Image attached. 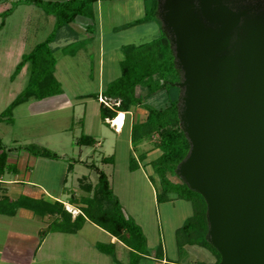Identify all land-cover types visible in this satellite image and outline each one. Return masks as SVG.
Returning <instances> with one entry per match:
<instances>
[{
	"label": "rangeland",
	"instance_id": "374dc122",
	"mask_svg": "<svg viewBox=\"0 0 264 264\" xmlns=\"http://www.w3.org/2000/svg\"><path fill=\"white\" fill-rule=\"evenodd\" d=\"M151 1L149 0L150 5ZM11 7L12 10L0 14V114L27 83L28 63L13 80L10 77L16 64L21 60V55L28 53L35 44L52 33H55L57 38L51 47L59 46L53 52L56 60L54 76L63 89V93L57 97L51 96L43 100L29 97L23 103L12 107L10 112L6 113V119L0 121L2 143L13 163L17 164L16 167L18 166L22 172L32 166L30 169L32 179L41 182L48 193L66 199L67 194L69 196L84 194L79 188V177L84 176L85 181L92 184L97 182V172L94 167L89 166L95 164L107 174L112 190L124 211L133 219H137V223L148 238L146 243L148 251L138 258L137 264H152L153 262L145 255L155 257L158 248H162L164 259L168 263L214 262L216 255L211 250L196 245L178 246L176 243V229L182 225L183 218L190 215L191 210L188 214L186 212L192 209L190 207L192 204L177 197L174 192L168 193V200L157 201L156 195L160 189L158 177L152 164L149 163L150 166L145 170L142 167L145 163L142 158L145 155L146 158L153 160L160 154V150L154 146L156 136L132 139V124L128 127L130 121L143 119L146 110L141 106L132 108L130 113L126 114L125 127L116 134L114 128L102 122L99 116V103L95 97H84L82 102H79L81 98L77 99V95L80 94L98 93L100 60L102 70L100 80L106 82L109 76L121 74L122 45L150 42L164 34L157 20L134 23L136 19L144 16L145 1L97 0L88 4L85 12L79 15L88 21V28L86 26L85 30L74 29L76 34L72 36L70 29L73 22L69 23L70 29L62 27L55 30V16L47 13L44 6L26 4L23 0H0V12ZM75 19L76 17L74 21ZM103 89L104 87L101 91ZM136 92H139V88ZM67 98L70 103H67ZM57 100H62L61 106H53L59 104ZM146 102L153 107L163 108L167 105L168 99L158 92ZM81 134L100 138L101 145L97 147L77 145L75 139ZM30 144L46 147L56 152L59 157L50 159L33 156L24 148ZM151 151L153 152L148 154ZM103 156H112V161L103 163L101 161ZM131 161L145 171L147 176L144 177L139 170L132 172L129 169ZM169 178L171 181L180 180L177 175L169 174ZM65 208L71 215L76 212L71 207ZM38 223L39 221H34L27 224L0 215V251L9 229L31 231ZM87 228L91 229L90 225H87ZM86 229H83L82 234L89 243L91 231ZM103 236L95 235V241L108 242L107 237ZM59 238L58 243L50 239L46 242L47 246H51L49 248L52 254L63 246L62 253L53 255L50 264H75L73 258H70L72 252L67 249L76 247L81 240L67 234ZM151 246L153 248L150 251ZM117 251L119 261L127 264L128 252L122 247H118ZM88 253L92 264H114L110 259L106 262L108 257L95 246L92 254L89 249ZM39 259L37 257V261L31 264H44L39 262ZM0 264L10 263L0 258Z\"/></svg>",
	"mask_w": 264,
	"mask_h": 264
},
{
	"label": "water",
	"instance_id": "95a60500",
	"mask_svg": "<svg viewBox=\"0 0 264 264\" xmlns=\"http://www.w3.org/2000/svg\"><path fill=\"white\" fill-rule=\"evenodd\" d=\"M189 143L175 174L206 204L218 264H264V0H156Z\"/></svg>",
	"mask_w": 264,
	"mask_h": 264
},
{
	"label": "trees",
	"instance_id": "16d2710c",
	"mask_svg": "<svg viewBox=\"0 0 264 264\" xmlns=\"http://www.w3.org/2000/svg\"><path fill=\"white\" fill-rule=\"evenodd\" d=\"M23 1L26 4L44 6L47 13L55 16V30H58L62 27L70 29L69 23L73 22L76 16L83 14L88 4L97 0ZM144 1V16L136 19L134 23L155 20L159 22L155 17L156 0L151 1L152 6L149 4V0ZM10 10L12 7L1 14ZM2 24L3 22H1ZM70 31L75 34L72 29ZM56 38L57 35L52 33L43 41L35 44L28 53L22 55L11 78H14L28 63L27 83L16 98L2 111L0 121L6 119L5 115L10 112L12 107L23 103L29 97L43 99L62 92L61 84L54 76L56 60L51 44ZM120 49L122 53L121 74L108 82L100 93H90L86 96L95 97L97 100L99 96H102L106 99L108 105L99 103V113L103 121L107 118L113 119L118 112H128L137 106L146 110L143 119L132 123L131 137L134 139L143 136H156L154 146L160 150V154L149 163L152 164L154 173L160 182V189L156 195L157 201L168 200V193L174 192L177 197L188 200L192 204V214L176 229V243L178 246L196 245L207 248L216 255V260L212 263L197 262L196 264H218L220 255L205 238L207 222L206 204L203 197L197 192L191 191L181 180L171 181L169 178V174L176 175L175 167L185 157L189 148L188 140L180 127L177 116L179 88L173 83L179 80V72L174 65L169 41L164 34H161L150 42L128 43L122 45ZM137 88H139L138 93L136 92ZM158 92L168 99L167 105L163 108L153 107L146 102L149 97ZM75 143L90 146L96 143V139L92 135L81 134L75 139ZM24 148L33 156L53 159L59 157L56 152L46 147L30 144ZM7 156V149L0 137V178L6 172L16 173L17 171L15 164L7 163ZM101 161L103 163L111 162L112 156H103ZM89 166L96 170L97 182L95 184L86 182L85 177L79 179V187L84 194L72 195L67 201L79 209L73 218L62 201L33 198L24 194H20L14 199L0 194V214L12 216L17 208L23 207L32 210L38 216H49L51 218L49 226L40 232V237L48 231L75 232L85 220H88L127 246L130 251L129 264H137L138 258L147 252L146 237L140 225L124 211L121 202L110 186L107 174L95 164ZM137 168V164L131 161L129 169L133 171ZM97 246L100 250L113 254L112 244H97ZM162 256V248H158L155 258L162 259Z\"/></svg>",
	"mask_w": 264,
	"mask_h": 264
},
{
	"label": "crops",
	"instance_id": "0c3cea01",
	"mask_svg": "<svg viewBox=\"0 0 264 264\" xmlns=\"http://www.w3.org/2000/svg\"><path fill=\"white\" fill-rule=\"evenodd\" d=\"M4 11H1L0 14ZM75 22L82 23V24L88 23V21L85 20L84 18H82L81 16H76L75 21H73V23H71L72 27L70 26L73 31H74V29L79 30V28L77 26H75ZM74 32L76 34V31H74ZM72 35H73V33H71V36ZM58 47L59 46H54L53 48L57 49ZM84 50H85V48H84ZM79 51L81 52L82 48H80ZM99 59H100V57H99ZM99 65L100 66L98 68V71H99L98 72V93L101 92V88L105 87V85L108 82H110L111 80L118 77V75L117 76L112 75V73H111L112 77L109 76V78L106 82H102L100 80V78L102 77V75H101L102 70L100 68L101 67V60L99 61ZM54 73H55V66H54ZM10 77H11V75H10ZM14 78H11V79L13 80ZM61 93H63V89H62ZM61 93L53 95L52 97H57ZM87 94H90V93L77 95V99L81 98V101H79V102L83 101L82 98L88 97V96H86ZM49 97H51V96H49ZM45 98H48V97H45ZM45 98H43V99H45ZM43 99H39V100H43ZM57 101H59V104L58 105L54 104L53 106H61L60 102L62 100H57ZM66 101H67V103H70L68 98L66 99ZM97 102L100 103L98 100H97ZM98 107H99V104H98ZM129 113H130V111L123 112V120H122L121 128L114 126V124L112 123L113 119L107 118L105 121L102 120V122H104V123L107 122L105 124H108L110 127L114 128L115 133L119 134L127 123V121L125 123L124 120H125L126 114H129ZM132 123L133 122L130 121L128 127ZM100 141H101L100 138L97 137L96 143L93 146H95V147L100 146L101 145ZM152 152L153 151L148 152V154H150ZM147 156H149V155H147ZM40 158H43V157H40ZM50 159H53V158H50ZM54 159H57V158H54ZM78 160L83 162V160H81V159H78ZM142 160H144V162H145L144 166H142L143 169L145 170L146 167L150 166V164H149L150 159L146 158V155H145L142 158ZM13 162H14L13 159L11 157H9V155H8L7 156V163L14 164ZM15 165H17V164H15ZM31 167L32 166H30V168L28 170L26 168L25 170L20 172V168H18V166H17L16 173H12V172L4 173V175L0 178V194L7 196L9 198H12V199L16 198L20 194H24V195H28V196L33 197V198H45L47 200H59V201H62L64 203L65 207H71L73 210H76L75 214L72 215V218H73L79 212V209L75 205L69 204L67 202L68 199L70 198V196L67 194L66 199H63L62 197L55 196V195L48 193V191L45 189L46 187L43 186L41 182L31 178V171H30ZM137 170L141 171L144 174V177L147 176V175L145 176V174H146L145 171L143 172V170L139 167L137 169L133 170L132 172L137 171ZM81 177H84V176H81ZM81 177L78 178V182H79V179ZM108 180H109V178H108ZM109 183H110V181H109ZM64 184H65V181H64ZM110 186L112 188L111 184H110ZM186 202H188V200ZM190 207L192 208V205ZM190 210H191V213H190V215H191L192 209H188L186 214H188V212H190ZM0 215L5 216V217H9L12 219H17L18 221H23V223L25 222L27 224L34 222V221H39L38 225L31 231H26V230L25 231H19L18 229L17 230L9 229L7 231V235H6L4 241L1 245L2 248L0 251V258L5 262H9L10 264H31V263H34L35 261H37V257L40 258L39 262H42L44 264H50V261H51L53 255L56 256L55 254L60 255V253H62L61 247H63V246H60L55 251V254H52L51 248H49L51 246H47L46 242L50 239L53 242L57 241L56 243H58V241L60 240L59 237L63 234H67L70 236L73 235L75 237V239L81 240L79 245H76V247H74V248L68 247V249H67V250H70L72 252L70 258H73V260L75 261V264H92V261H90V257L88 256L89 255L88 249L91 251V254H92V251H94V246L101 253H103L104 255H106L108 257V258H106V262L108 261L107 259H110L114 264H124V262L122 263L121 261H119V255H118V251H117L118 247H122V249H125L128 252V261H126V263L129 264V259H130L129 248L127 246H125L123 243H121L117 238L110 235L108 232H106L105 230H103L102 228H100L99 226L95 225L94 223H92L88 220H85L83 222V224L81 225V227L78 230H76L75 232L48 231L42 237H40V232L49 226V222L51 220V218L49 216H44V217L38 216L32 210L26 209L23 207L17 208L15 214L12 216L4 215V214H0ZM190 215L185 216L183 218L182 222H184L185 219L187 217H189ZM38 218L40 220H37ZM134 220L137 222L136 218ZM87 225H90L91 229L90 228L86 229ZM83 229H86V231L87 230L91 231V239L89 241V243H91V244H89L87 241V238L83 236V234H82ZM141 229H142V227H141ZM142 231L144 233V230H142ZM56 234L59 236H56ZM95 235L96 236L97 235H99V236L104 235L105 237H107L108 242L102 243L100 241H95V238H94ZM147 239L148 238L146 237V243H147ZM97 244H107V245L112 244L113 245L112 246L113 247V254L100 250L98 248ZM152 248L153 247L151 246L149 250L151 251ZM147 251H148V246H147ZM40 256H42V258ZM145 257H147L150 261H152L153 262L152 264H174V263H168L164 259V256H162V259H159V260L153 256H146L145 255ZM91 260H92V258H91Z\"/></svg>",
	"mask_w": 264,
	"mask_h": 264
},
{
	"label": "bare ground",
	"instance_id": "6f19581e",
	"mask_svg": "<svg viewBox=\"0 0 264 264\" xmlns=\"http://www.w3.org/2000/svg\"><path fill=\"white\" fill-rule=\"evenodd\" d=\"M122 120H123V112H118L117 116L113 118L112 123L114 124V126L121 128Z\"/></svg>",
	"mask_w": 264,
	"mask_h": 264
},
{
	"label": "built area",
	"instance_id": "2783aa9c",
	"mask_svg": "<svg viewBox=\"0 0 264 264\" xmlns=\"http://www.w3.org/2000/svg\"><path fill=\"white\" fill-rule=\"evenodd\" d=\"M87 24L88 23L82 24V23L75 22V26H77L80 30H85ZM98 100H99V102H102V103L108 105V103L106 102V99L103 98L102 96H99Z\"/></svg>",
	"mask_w": 264,
	"mask_h": 264
}]
</instances>
